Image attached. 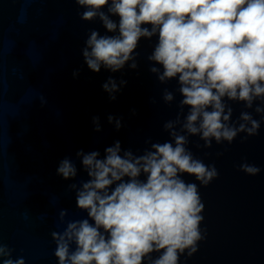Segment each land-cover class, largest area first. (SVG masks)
Listing matches in <instances>:
<instances>
[{"label":"clouds","instance_id":"clouds-1","mask_svg":"<svg viewBox=\"0 0 264 264\" xmlns=\"http://www.w3.org/2000/svg\"><path fill=\"white\" fill-rule=\"evenodd\" d=\"M75 3L84 9L79 13L82 21L99 20L107 32L118 33L90 31L81 50L88 69L98 73L103 66L117 72L128 62L136 69L134 50L140 39L158 36L147 59L163 71L155 66L149 71L162 84L176 79L175 92L182 98L175 119L163 124L170 139L146 140L150 147L143 154L130 149L121 154L119 141L105 148L103 158L98 151H77L89 179L68 188L75 191L76 206L87 212V218L70 220L67 209L59 211L57 219L64 227L50 232L53 255L58 264H181V257L191 258L206 239L199 189L219 175L214 163L194 156L188 147L190 137H198L205 149L213 142L230 145L238 136L243 143L257 136L264 123V0ZM111 16L119 17L118 24ZM125 84L121 80L118 86L109 77L102 89L115 100L114 93ZM175 98L173 91L163 90L166 105ZM232 102L242 104L235 119ZM113 120L108 117L109 123ZM93 124L94 131H101L99 117H93ZM121 126L116 119V129ZM239 171L256 176L261 169L244 161ZM56 172L68 180L76 177L77 168L65 158ZM184 174L196 182L185 181ZM14 252L0 239V264H26Z\"/></svg>","mask_w":264,"mask_h":264},{"label":"water","instance_id":"water-1","mask_svg":"<svg viewBox=\"0 0 264 264\" xmlns=\"http://www.w3.org/2000/svg\"><path fill=\"white\" fill-rule=\"evenodd\" d=\"M83 10L75 0H0V239L26 264H58L50 232L63 230L57 219L61 209L68 210L66 219L87 218L68 188L89 179L77 151H98L103 158L105 148L119 141L121 154L128 149L143 154L150 147L146 140L170 139L163 124L175 119L182 98L175 92L176 79L162 84L149 71L153 66L163 71L147 59L158 36L140 39L136 69L129 68L130 62L117 72L88 69L81 50L90 31L118 33L107 32L99 20L82 21ZM111 19L118 24V16ZM109 77L118 86L126 81L115 100L102 89ZM165 88L176 97L167 105L161 99ZM232 107L235 119L242 104L232 102ZM93 117H99V132ZM190 141L194 156L214 163L219 175L199 189L206 239L191 258L182 256L181 264H264V123L257 136L243 143L238 136L230 145L213 142L205 149L198 137ZM65 158L77 168L73 179L57 175ZM244 161L260 173L239 171ZM182 178L196 182L187 174Z\"/></svg>","mask_w":264,"mask_h":264}]
</instances>
